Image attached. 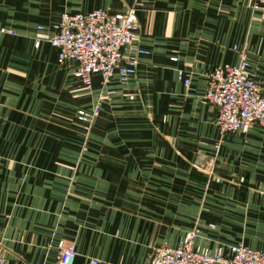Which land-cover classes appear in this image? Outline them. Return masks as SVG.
<instances>
[{
  "label": "crops",
  "instance_id": "obj_1",
  "mask_svg": "<svg viewBox=\"0 0 264 264\" xmlns=\"http://www.w3.org/2000/svg\"><path fill=\"white\" fill-rule=\"evenodd\" d=\"M252 3L0 0V253L11 264H60V241L73 264H146L193 227L202 251L264 249V122L220 133L203 97L207 73L240 49L264 81V8ZM131 6L148 53L127 82L86 85L59 61L55 24ZM94 104L93 122L80 120Z\"/></svg>",
  "mask_w": 264,
  "mask_h": 264
},
{
  "label": "built area",
  "instance_id": "obj_2",
  "mask_svg": "<svg viewBox=\"0 0 264 264\" xmlns=\"http://www.w3.org/2000/svg\"><path fill=\"white\" fill-rule=\"evenodd\" d=\"M252 7L264 8V0H253ZM138 29L134 7L118 12L98 7L63 12L49 40L57 49L59 61L73 63L74 74L86 85L90 86L93 74H100L103 83L113 79L125 83L136 73L137 56L148 53L135 42ZM248 67L246 53L240 49L238 63L217 64L207 73L203 97L215 108L214 123L220 133L242 131L264 122V81L257 80ZM99 112L100 105L94 104L78 109L77 116L91 124ZM208 227L214 224L208 223ZM198 236V228L189 229L177 244L154 248L146 264H264V249L234 243L202 251L195 246ZM76 256L74 245L59 242L60 264H73ZM0 264L11 262L0 253ZM89 264L100 263L92 257Z\"/></svg>",
  "mask_w": 264,
  "mask_h": 264
}]
</instances>
